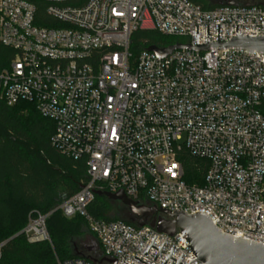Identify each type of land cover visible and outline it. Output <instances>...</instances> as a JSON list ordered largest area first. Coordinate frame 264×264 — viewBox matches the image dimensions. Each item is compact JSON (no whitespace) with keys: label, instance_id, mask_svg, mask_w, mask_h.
Returning a JSON list of instances; mask_svg holds the SVG:
<instances>
[{"label":"built area","instance_id":"1","mask_svg":"<svg viewBox=\"0 0 264 264\" xmlns=\"http://www.w3.org/2000/svg\"><path fill=\"white\" fill-rule=\"evenodd\" d=\"M35 1L47 4V19H39L30 0H0V46L10 52L0 66V100L33 104L55 123L52 146L86 161L88 181L53 212L83 217L102 258L117 264H144L134 257L164 264L168 256L154 261L159 251L152 247L145 255L156 236L153 246L160 250L166 242L168 255L176 247L171 257L183 254L182 264L197 257L180 232L93 218V191L123 189L139 204L204 212L221 233L264 245L263 234L248 231H255L260 208L257 232L264 233V56L183 48L157 58L148 48L130 51L138 30L195 47L197 26L198 45L207 44V26L209 43L218 42V26L220 44L236 37V26L238 35L264 36V8L205 9L189 0ZM184 153L208 162L202 185L186 182ZM50 214L36 213L21 234L30 243L50 242Z\"/></svg>","mask_w":264,"mask_h":264},{"label":"trees","instance_id":"2","mask_svg":"<svg viewBox=\"0 0 264 264\" xmlns=\"http://www.w3.org/2000/svg\"><path fill=\"white\" fill-rule=\"evenodd\" d=\"M30 1L36 4L39 19H47V4ZM88 1L76 0L70 4L83 5ZM189 1L205 9L225 6L211 4L209 0ZM257 5L264 8L262 4ZM131 41L130 51L137 54L149 47L160 49L174 45L179 39L163 36L157 31L138 30ZM9 54L0 46L1 67L6 64ZM262 111L264 113V107ZM54 132L55 123L43 118L33 104L8 106L0 100V243H3L0 264H60L73 258H84L97 264L79 255V240L87 231L91 232L86 220L81 216L69 219L61 211L53 212L88 181L85 159L74 161L61 155L51 143ZM181 161L186 182L202 185L208 162L187 153ZM114 203L117 202L105 196H96L88 213L97 220L119 221L114 218ZM141 204L147 203L141 200ZM36 213H51L46 219L50 242L30 243L21 234ZM139 219L144 221L143 225L152 222V219ZM125 223L141 226L132 219Z\"/></svg>","mask_w":264,"mask_h":264},{"label":"water","instance_id":"3","mask_svg":"<svg viewBox=\"0 0 264 264\" xmlns=\"http://www.w3.org/2000/svg\"><path fill=\"white\" fill-rule=\"evenodd\" d=\"M216 1L221 5H238L234 0ZM240 1L242 6L250 7L253 5V1L255 0ZM258 1L264 2V0ZM183 48H188L189 50L194 49L195 51H208L210 49H232L246 52L249 55L259 54L264 56V36L249 37L248 35H238V26H236V37L226 43L220 44V26H218V42L209 43V26H207V44L198 45L197 26V47L191 45H172L165 49L149 47L148 50L154 52L155 57L164 58L175 50H180ZM93 192H95L97 196L107 197L110 201L120 202L128 208L132 215L138 218L145 220L152 219L150 226L161 233L171 236L177 232L183 234L182 237L189 242L187 247H189L190 251L197 257L196 260H192L189 264L197 260L202 261L204 264H264V245L242 239V237H232L226 233H221V230L212 223L211 218L204 212H196L195 214L188 215L187 212H183L179 209L175 210L174 213H171V211L168 209H163L162 207L161 209H158L156 206L139 204V201L136 202L128 198L123 192V189H120L119 192L114 194L100 191ZM260 210L261 209L259 208L255 231H248L264 235V233L257 232ZM141 226H143V224ZM156 238L157 236L154 238L145 255H147L148 251L152 247L159 251L154 261H156L160 253H163L164 255L168 256V259L164 264L167 263L169 258L176 261L177 264H182L180 260L183 257V254L177 261L171 257L176 247H174L170 255H168L162 252L166 242H164L160 250L153 246ZM99 255L102 257V252H100ZM134 258L144 264H147L137 257ZM101 261L107 262L108 264H117L118 260L102 258Z\"/></svg>","mask_w":264,"mask_h":264},{"label":"rangeland","instance_id":"4","mask_svg":"<svg viewBox=\"0 0 264 264\" xmlns=\"http://www.w3.org/2000/svg\"><path fill=\"white\" fill-rule=\"evenodd\" d=\"M210 3H218L216 0H209ZM238 5H241L240 0H234ZM262 4L264 5V2H260L258 0L253 1V5ZM114 218L118 219L119 221L127 222L129 219H132L136 225H142L144 221L140 220L138 217L133 216L128 208H126L123 204L120 202L114 203ZM79 247V255L83 257H88L92 261H94L97 264H103L102 257L99 255L101 252V248L98 245V242L95 238V236L87 231L86 236L81 238L77 244ZM101 261V263H100ZM106 264V263H105Z\"/></svg>","mask_w":264,"mask_h":264},{"label":"flooded vegetation","instance_id":"5","mask_svg":"<svg viewBox=\"0 0 264 264\" xmlns=\"http://www.w3.org/2000/svg\"><path fill=\"white\" fill-rule=\"evenodd\" d=\"M134 216V215H133Z\"/></svg>","mask_w":264,"mask_h":264}]
</instances>
